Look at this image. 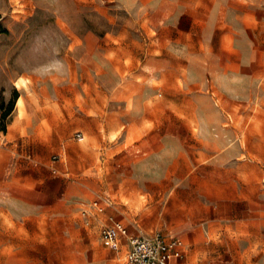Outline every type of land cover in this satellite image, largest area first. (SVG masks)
Wrapping results in <instances>:
<instances>
[{
	"label": "rangeland",
	"instance_id": "rangeland-1",
	"mask_svg": "<svg viewBox=\"0 0 264 264\" xmlns=\"http://www.w3.org/2000/svg\"><path fill=\"white\" fill-rule=\"evenodd\" d=\"M111 218L264 264V0H0V264H122Z\"/></svg>",
	"mask_w": 264,
	"mask_h": 264
},
{
	"label": "built area",
	"instance_id": "built-area-1",
	"mask_svg": "<svg viewBox=\"0 0 264 264\" xmlns=\"http://www.w3.org/2000/svg\"><path fill=\"white\" fill-rule=\"evenodd\" d=\"M76 136L83 138L81 132ZM92 208L99 212L104 210L99 201H95ZM100 238L105 247L115 252L121 250L123 240L127 239L123 264H176L187 250L184 239L178 235L162 230L130 235L125 224L113 218L101 229Z\"/></svg>",
	"mask_w": 264,
	"mask_h": 264
},
{
	"label": "crops",
	"instance_id": "crops-1",
	"mask_svg": "<svg viewBox=\"0 0 264 264\" xmlns=\"http://www.w3.org/2000/svg\"><path fill=\"white\" fill-rule=\"evenodd\" d=\"M119 221H121V220H119ZM121 222H123V221H121ZM124 223V222H123ZM125 224V223H124ZM125 226L128 228V230H129V232H130V235H136V234H138V233H140L141 231H137V230H131L126 224H125ZM163 232H165V233H167V234H174L173 232H171V231H163ZM174 235H177V234H174ZM179 236V235H178ZM181 238H183L182 236H180ZM184 239V238H183ZM184 241H185V243H186V245H187V250H186V253H185V255H184V257L181 259V260H179L176 264H187V262H186V258H187V256H188V254H189V252H190V250H191V247H192V243H190V242H188V241H186L185 239H184ZM102 242V241H101ZM103 244V243H102ZM127 239H124L123 240V246H122V248H121V250L120 251H118V252H116L117 254H119V255H121V260H122V264L124 263V255H125V253H126V247H127ZM104 246V245H103ZM105 247V246H104ZM107 248V247H106ZM109 249V248H108ZM115 252V251H114Z\"/></svg>",
	"mask_w": 264,
	"mask_h": 264
},
{
	"label": "trees",
	"instance_id": "trees-1",
	"mask_svg": "<svg viewBox=\"0 0 264 264\" xmlns=\"http://www.w3.org/2000/svg\"><path fill=\"white\" fill-rule=\"evenodd\" d=\"M12 110H13V107L11 105V107H9V109L7 110V112L4 114V118H6L11 113ZM1 129L3 131H6V124L5 123L2 124V128Z\"/></svg>",
	"mask_w": 264,
	"mask_h": 264
}]
</instances>
